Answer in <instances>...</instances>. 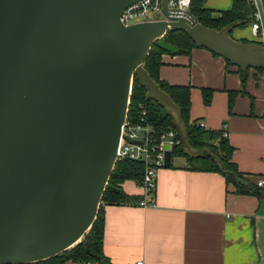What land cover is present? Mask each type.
<instances>
[{"label": "water", "instance_id": "95a60500", "mask_svg": "<svg viewBox=\"0 0 264 264\" xmlns=\"http://www.w3.org/2000/svg\"><path fill=\"white\" fill-rule=\"evenodd\" d=\"M137 0H0V264L49 257L80 241L116 162L134 75L182 142L179 104L144 63L154 41L184 28L241 67L264 66L260 42L208 26L191 7L124 24ZM172 150L165 151V164Z\"/></svg>", "mask_w": 264, "mask_h": 264}, {"label": "crops", "instance_id": "0c3cea01", "mask_svg": "<svg viewBox=\"0 0 264 264\" xmlns=\"http://www.w3.org/2000/svg\"><path fill=\"white\" fill-rule=\"evenodd\" d=\"M232 4L204 0L214 15ZM230 33L261 43L250 21L233 23ZM161 57L160 78L190 85V119L227 132L240 174L230 180L219 170L192 168L172 152L171 163L158 169L153 201L103 203L109 264H134L138 258L147 264H264L263 185L257 183L264 176V66L243 68L198 44L189 54L165 51ZM203 87L213 89L209 103ZM121 185L140 199L145 195L136 179Z\"/></svg>", "mask_w": 264, "mask_h": 264}, {"label": "trees", "instance_id": "16d2710c", "mask_svg": "<svg viewBox=\"0 0 264 264\" xmlns=\"http://www.w3.org/2000/svg\"><path fill=\"white\" fill-rule=\"evenodd\" d=\"M190 7L199 21L212 27H220L228 23L243 25L251 21L253 14V6L247 0H233L232 6L220 10L219 15H214L212 8L204 5V0H191ZM164 39L178 48L176 52L189 54L191 48L197 45L196 41L184 28L168 29L164 34ZM165 51L173 52L163 48L154 41L144 65L150 75L160 83V86L180 106L181 116L185 122L184 135L191 149L181 140L173 146V154L185 156L187 163L192 168L219 170L224 173L227 179L237 180L240 173L236 162L231 159L234 146L228 137L223 135L221 129L205 127L197 120L190 119V85L171 83L160 78L159 66L163 62L161 55ZM239 71L241 72L242 80H244L245 70L239 67ZM212 92V88L203 87L204 102L209 103L211 101ZM234 93L235 91H230L229 106L232 104ZM140 103L146 105L149 119L155 124L176 128L172 116L167 113L158 100L146 96V87L134 75L130 93L129 115L132 114L134 117H138L137 113L140 109ZM178 136H180L179 133ZM142 173L143 163L141 161L132 159L116 160L103 191L97 215L80 241L63 251L43 259L7 264H64L68 259L77 261L94 259L98 264H109L110 261L103 251L104 217L102 205L104 202H139L140 196L126 192L121 183L126 178H133L139 181Z\"/></svg>", "mask_w": 264, "mask_h": 264}, {"label": "built area", "instance_id": "2783aa9c", "mask_svg": "<svg viewBox=\"0 0 264 264\" xmlns=\"http://www.w3.org/2000/svg\"><path fill=\"white\" fill-rule=\"evenodd\" d=\"M163 0H137L127 5L120 20L124 24H130L139 20L149 19L151 11L162 12ZM253 6L252 19L250 21L253 32L260 37L264 46V0H247ZM168 5L185 9L190 7L191 0H167ZM156 18V17H155ZM130 103V98H129ZM138 117L129 115V104L126 116L121 126L119 141L116 149V160L132 159L143 163V173L139 183L145 189V195L139 200L141 204L153 201V193L157 183V172L159 167L165 164V151L181 141L175 127L157 125L149 119L148 109L144 103H140ZM226 135L227 132L223 131ZM263 185L264 198V176L257 180ZM79 264H98L94 259H82ZM134 264H147L143 258L135 260Z\"/></svg>", "mask_w": 264, "mask_h": 264}, {"label": "rangeland", "instance_id": "374dc122", "mask_svg": "<svg viewBox=\"0 0 264 264\" xmlns=\"http://www.w3.org/2000/svg\"><path fill=\"white\" fill-rule=\"evenodd\" d=\"M162 15V13L161 12H158V11H151L149 14H148V16L147 17H151V18H157V17H159V16H161Z\"/></svg>", "mask_w": 264, "mask_h": 264}]
</instances>
